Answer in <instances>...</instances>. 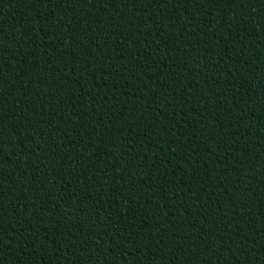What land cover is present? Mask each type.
<instances>
[{"label":"trees","instance_id":"obj_1","mask_svg":"<svg viewBox=\"0 0 264 264\" xmlns=\"http://www.w3.org/2000/svg\"><path fill=\"white\" fill-rule=\"evenodd\" d=\"M0 264H264V0H0Z\"/></svg>","mask_w":264,"mask_h":264}]
</instances>
